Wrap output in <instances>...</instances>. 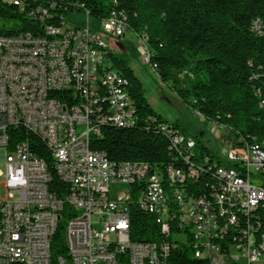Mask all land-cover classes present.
Instances as JSON below:
<instances>
[{
  "label": "built area",
  "instance_id": "1",
  "mask_svg": "<svg viewBox=\"0 0 264 264\" xmlns=\"http://www.w3.org/2000/svg\"><path fill=\"white\" fill-rule=\"evenodd\" d=\"M0 5L18 16V24L33 25V32L0 34V264H50L64 204L70 211L66 255L55 264H169L176 243L211 264L264 260V204H256V195L264 194L262 141L246 136L238 142L211 123L214 139L203 140L213 148L209 156L198 152L194 137L147 117V131L177 141V152L166 149L169 161L160 168L110 160L91 148L90 138L104 122L122 128L123 121L139 119L127 78L108 58L111 44L130 29L123 16L112 7L93 22L89 10L72 8L71 0ZM250 29L255 33L254 19ZM130 30L147 64V43ZM59 85L69 87V95H51ZM29 135L48 148L51 170L66 185L62 197L49 189L48 164L32 152ZM132 205L155 216L161 239H130ZM250 207H260V215L248 216Z\"/></svg>",
  "mask_w": 264,
  "mask_h": 264
},
{
  "label": "trees",
  "instance_id": "2",
  "mask_svg": "<svg viewBox=\"0 0 264 264\" xmlns=\"http://www.w3.org/2000/svg\"><path fill=\"white\" fill-rule=\"evenodd\" d=\"M72 8L89 10L93 22L106 17L113 7L123 16L125 28L139 33L147 43L160 80L204 119L220 124V129L237 135L238 142L253 136L264 144V0H71ZM258 17V18H256ZM254 19L255 33L250 29ZM18 16L0 5V34L33 32L32 21L18 24ZM112 67L127 78L131 99L139 112L138 123L123 121L122 128L104 122L99 135L90 138L93 149L104 151L110 160L154 163L158 168L169 161L168 152H177V141L147 131L148 118L167 121L149 105L140 79L122 52H109ZM187 69L185 85L176 72ZM52 95H69V88ZM168 122V121H167ZM182 134L194 137L200 154L213 155L202 139L203 129L193 135L177 121L170 122ZM17 130H14L16 132ZM32 152L42 157L51 173L49 189L62 197L65 184L51 170L49 150L29 135ZM257 204H264V198ZM64 204L50 242L51 263L65 256L64 223L70 211ZM129 237L132 241H157L162 234L153 214L136 205L130 207ZM260 215V207L248 208V216ZM169 264H211L193 257L185 243L171 249Z\"/></svg>",
  "mask_w": 264,
  "mask_h": 264
},
{
  "label": "rangeland",
  "instance_id": "3",
  "mask_svg": "<svg viewBox=\"0 0 264 264\" xmlns=\"http://www.w3.org/2000/svg\"><path fill=\"white\" fill-rule=\"evenodd\" d=\"M119 43L125 47L124 53L128 57L129 64L133 68L135 75L142 83L144 95L149 105L161 118L168 122H179L191 135L199 129H203L202 140H205V138L214 139L209 134L212 122L196 113V110L187 105L170 87L160 80L157 72L148 63L146 64L139 58L134 50L135 37L130 29L126 30L124 37L118 43L111 44L113 52H122L119 50ZM175 74L180 84L185 85L184 74L181 72H176ZM1 178L2 176H0ZM256 264H264V260L262 259Z\"/></svg>",
  "mask_w": 264,
  "mask_h": 264
},
{
  "label": "bare ground",
  "instance_id": "4",
  "mask_svg": "<svg viewBox=\"0 0 264 264\" xmlns=\"http://www.w3.org/2000/svg\"><path fill=\"white\" fill-rule=\"evenodd\" d=\"M124 21V20H123ZM124 28H125V24H124ZM24 31H17L13 34H8V35H20L21 33H23ZM26 32H31V31H26ZM140 42L144 43L143 41L140 40ZM149 64V66L153 69V65H150L149 62H147ZM63 88H69V87H66V85H59V87H51V95L53 94L52 92L53 91H59V90H62ZM116 124H119L118 122H114ZM261 198H264V194H258L256 195V204L258 202L259 199Z\"/></svg>",
  "mask_w": 264,
  "mask_h": 264
},
{
  "label": "crops",
  "instance_id": "5",
  "mask_svg": "<svg viewBox=\"0 0 264 264\" xmlns=\"http://www.w3.org/2000/svg\"><path fill=\"white\" fill-rule=\"evenodd\" d=\"M119 50L125 52V47L124 46L123 47H119Z\"/></svg>",
  "mask_w": 264,
  "mask_h": 264
},
{
  "label": "water",
  "instance_id": "6",
  "mask_svg": "<svg viewBox=\"0 0 264 264\" xmlns=\"http://www.w3.org/2000/svg\"><path fill=\"white\" fill-rule=\"evenodd\" d=\"M119 47H123V45L121 43H119Z\"/></svg>",
  "mask_w": 264,
  "mask_h": 264
}]
</instances>
